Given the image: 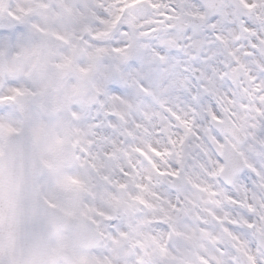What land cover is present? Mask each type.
I'll return each mask as SVG.
<instances>
[{
	"label": "snow or ice",
	"instance_id": "obj_1",
	"mask_svg": "<svg viewBox=\"0 0 264 264\" xmlns=\"http://www.w3.org/2000/svg\"><path fill=\"white\" fill-rule=\"evenodd\" d=\"M141 4L152 16L137 34ZM117 28L120 46H95ZM106 53L119 63L85 98ZM74 96L92 108L69 114ZM208 141L218 166L181 192ZM79 170L154 186L155 229L113 228L110 255H86L79 196L63 195L91 191ZM0 264H264V0H0Z\"/></svg>",
	"mask_w": 264,
	"mask_h": 264
},
{
	"label": "clouds",
	"instance_id": "obj_2",
	"mask_svg": "<svg viewBox=\"0 0 264 264\" xmlns=\"http://www.w3.org/2000/svg\"><path fill=\"white\" fill-rule=\"evenodd\" d=\"M129 15L135 16L136 18L134 21L136 27L135 29L130 30L136 31L138 34L141 31L140 25H146L147 21L151 18L152 10L146 4H141L130 9ZM89 27L92 28L93 31H96L103 29L104 25H97L89 22ZM119 33L120 30L118 28L114 29L107 36L100 37L99 43L95 46L107 49L120 46L122 41L127 40V37H122ZM118 57L119 54L106 53L100 58L97 70L91 74V80L85 84V98L89 92L92 91V85L103 78V73L113 65H118ZM78 62L86 67L88 63L87 56L81 57ZM77 80L78 76L73 74L69 83H76ZM18 86L32 88L33 82L27 77H24L18 81ZM93 103H95V101ZM73 105H75V108H73ZM85 107L92 108V105H85L78 96H74L68 104L69 114L73 110H79ZM229 127L230 126L227 123L220 126L222 129L221 135L223 137L220 143L224 145V151L236 152L239 157V152L232 147V143L235 142L238 144L239 140L235 134L229 131ZM214 153L215 155H213ZM222 154L219 144L208 141L207 155L202 156L194 165L189 161V166L185 171V179L181 180V192L187 188V176H191V178L196 181L210 179L208 172L213 170L214 166H218L216 165V155ZM238 164L242 166L243 157H239ZM73 174L81 177L86 183L93 185L89 192H76L73 190L71 192L63 193V195L68 196H79L80 204L82 206V226L76 230L74 244L78 248H81L90 258L95 257L96 259L104 260L106 256L110 255L108 236L111 234L113 228L128 231L129 225H139L140 229L145 232H152L155 229L154 224L143 223L144 221L149 220L153 215L159 213L160 202L155 200L152 195L154 186L150 185L147 190H139L134 183L128 182V186L121 189L115 186L100 185L96 182L94 176H91L90 173H86L83 170H79ZM137 194L143 196L145 200L155 204L156 207H142L138 201H133L131 197ZM113 197L116 199H113ZM127 205L132 206L133 210L130 213H126L123 210ZM100 213H104V215H100ZM108 217H111L116 223L112 224Z\"/></svg>",
	"mask_w": 264,
	"mask_h": 264
}]
</instances>
